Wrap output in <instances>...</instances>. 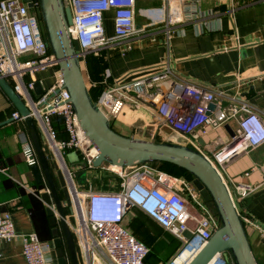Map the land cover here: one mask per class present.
Returning <instances> with one entry per match:
<instances>
[{
  "label": "built area",
  "instance_id": "obj_1",
  "mask_svg": "<svg viewBox=\"0 0 264 264\" xmlns=\"http://www.w3.org/2000/svg\"><path fill=\"white\" fill-rule=\"evenodd\" d=\"M64 1L71 7L73 23L70 31L79 41L80 55L84 60L89 54H102L114 44L129 38L136 30L137 0ZM108 11H113L112 37L106 26ZM233 12L234 8L231 7L229 14ZM208 15L202 9L201 0H161L160 6L149 10L153 22L163 23L167 30L174 23ZM202 30L203 27L198 28L199 32ZM23 56L28 58L21 60ZM49 67L57 68L59 76L45 93L37 95L34 92L37 81L35 72ZM0 72L29 108L51 151V162L57 164L65 178L72 202L67 219L81 264H146L149 247L125 225L131 209L143 212L171 232L183 244L179 255L189 251V260L221 226L214 207L203 199L188 179H179L156 170L150 163L120 167L119 171L109 163H103L99 168L93 166L98 149L78 121L55 55L42 37L39 18L25 0H0ZM105 76L107 78L103 83L106 87L96 104L110 119L121 114L127 102L139 104L147 101L158 126L170 128L174 134L186 138V144L199 150L201 148L190 138L192 132L206 134L209 129L220 128L229 119L236 118L238 126L235 137L217 150L213 158L204 152L225 180L234 199L231 186L224 177L225 164L242 152L264 143V118L256 110L237 96L230 98L227 107L215 104L211 110L209 105L216 103L217 88L181 77L166 61L147 76L126 75L112 81ZM88 86L90 88V82ZM12 117L21 126L19 138L25 163L29 167L38 165L39 158L25 117L18 110L12 113ZM54 117L61 118L66 138H58ZM169 140L177 142L173 136ZM70 151L78 153L88 172H115L118 179L111 180L105 189L95 188L89 176L87 183L79 184L76 173L83 166H68L64 155ZM234 188L239 196L245 197L256 187L234 183ZM43 191L38 194L40 198ZM64 204L68 208L66 200ZM241 217L247 232L251 229L264 240V224L250 215ZM186 231L191 232L190 238L185 236ZM18 236L12 211L0 205V246L2 242H10ZM20 236L27 264H48L47 253L54 247L53 240L44 241L37 232ZM210 264L234 263L224 253H218Z\"/></svg>",
  "mask_w": 264,
  "mask_h": 264
},
{
  "label": "crops",
  "instance_id": "obj_2",
  "mask_svg": "<svg viewBox=\"0 0 264 264\" xmlns=\"http://www.w3.org/2000/svg\"><path fill=\"white\" fill-rule=\"evenodd\" d=\"M160 5L161 0H137L136 30L129 38L102 52L105 62H94L93 54H89L83 62L86 79L90 82L92 76L98 82L106 80L105 75L110 81L126 75L147 76L166 61L181 77L215 86L218 90L215 104L227 107L230 98L237 96L264 118V0H201L202 9L210 15L174 23L170 30L163 23L155 24L149 17V10ZM231 7L233 14H229ZM145 8L149 9L145 12ZM112 16L113 11L106 13L107 32L111 37L114 34ZM201 27L203 30L199 32ZM58 76V69L54 67L35 72L36 80L45 90ZM148 106L147 101L127 102L123 117L120 118L121 113L111 119L114 129L127 136L154 141H170L171 136H178L170 128L158 126ZM15 110L0 87V205L11 209L19 234L10 242H2L0 264H27L20 235L37 232L31 195L45 204L47 212L46 203L35 192L40 193L42 189L46 192L48 186L46 183L38 185L31 167L23 159L19 138L21 126L15 120L10 121ZM237 126L236 118H231L220 128L209 129L206 134L197 131L195 134L199 137L190 138L213 158L214 153L231 139L229 130H236ZM224 170L240 214L250 215L264 224V143L227 162ZM95 171L89 172L91 181ZM234 183L256 188L241 197ZM248 236L256 257L264 264V240L251 229H248ZM42 240H53V236ZM78 256L81 264L79 252ZM47 261L59 264L55 247L47 253Z\"/></svg>",
  "mask_w": 264,
  "mask_h": 264
},
{
  "label": "water",
  "instance_id": "obj_3",
  "mask_svg": "<svg viewBox=\"0 0 264 264\" xmlns=\"http://www.w3.org/2000/svg\"><path fill=\"white\" fill-rule=\"evenodd\" d=\"M25 1L30 8L35 9L39 18L42 37L55 55L63 85L71 95L78 121L86 136L98 149L93 166L99 168L103 163H109L126 167L140 163L168 162L187 170L193 176L194 186L203 199L213 205L221 221V226L187 264H210L218 253H224L234 264H260L232 194L207 155L186 144V138L181 136L174 135L177 142H157L140 136H127L115 130L112 120L90 95L79 41L70 31L73 23L71 7L64 0ZM0 87L25 117V124L36 148L39 164L32 166L31 170L38 184L46 183L48 186V190L41 194V199L47 205L58 263L80 264L64 204L66 200L69 210H72L71 195L65 178L57 164L51 162V151L30 115L29 108L1 72ZM34 92L37 95L45 93L40 81H36ZM214 107L215 103L209 105L211 110ZM12 120L13 117L10 118ZM196 132H192L191 136L197 139L199 135ZM229 134L232 138L236 132L230 129ZM200 142L203 144L201 140ZM77 165L83 166V169L76 173V179L79 184H85L89 176L86 164ZM191 235L190 231L185 232L186 237L190 238Z\"/></svg>",
  "mask_w": 264,
  "mask_h": 264
},
{
  "label": "rangeland",
  "instance_id": "obj_4",
  "mask_svg": "<svg viewBox=\"0 0 264 264\" xmlns=\"http://www.w3.org/2000/svg\"><path fill=\"white\" fill-rule=\"evenodd\" d=\"M148 9L149 8H145V12ZM87 81L89 83L88 78H87ZM123 113L120 115V118L123 117ZM160 142H164V141L160 140ZM172 142H175V141H172ZM64 158L70 168L76 166L77 164L81 162V159L76 151H70L66 153L64 155ZM154 168H156V170L172 175L179 179L187 180L186 177L179 176L176 174H172L168 171L161 170L156 166H154ZM113 169L120 170V169H115L114 167ZM114 174L116 173L115 172L109 173L105 171L102 172L101 170H96L94 173L93 180H92L94 187L97 189H103L106 187L108 188V185H110V177L111 175H114ZM210 205L213 207L211 203ZM133 210L135 212L134 215H133ZM129 214H131L130 217H133L131 220L135 219L134 216H136V220H137L136 222L137 227H131L130 225L127 224L129 228L141 240H143L146 244H149L152 247V255H151V258L149 259V264H152L154 260L156 261L158 260L157 264H173L174 260L181 253V250L183 249L182 242L179 241L171 232L164 230L158 223H155L156 221L154 222L152 219L148 218L146 215H144L139 210L131 209Z\"/></svg>",
  "mask_w": 264,
  "mask_h": 264
},
{
  "label": "trees",
  "instance_id": "obj_5",
  "mask_svg": "<svg viewBox=\"0 0 264 264\" xmlns=\"http://www.w3.org/2000/svg\"><path fill=\"white\" fill-rule=\"evenodd\" d=\"M92 57L94 59V62H99V61L103 62L104 61V55L103 54H100V55L93 54ZM105 87H106V85L103 83V79L101 81L95 82L94 78L91 76L89 91H90V95H91V97H92V99H93V101L95 103L97 102L99 96L101 95V93L103 92ZM53 124L55 125V128L58 131V138L59 139L66 138L67 135H66V132H65V129H64V126H63L61 118L54 117L53 118ZM157 142H160V140H157ZM150 164L153 167L156 166L159 169L164 170V171H168V172H170L172 174H176V175H179V176L186 177L190 181L193 180L192 174H190L187 170H185V169H183V168H181V167H179L177 165H174V164H171V163H168V162H150ZM54 173H56L55 170H54ZM113 179L117 180L118 176L116 174L111 175L110 181L113 180ZM38 185L41 187L43 184H38ZM35 193L39 194V192H35ZM31 201H32V204H33L32 214H33V218H34V222H35L36 231L38 232L39 236L42 239H48V238L52 237L53 234H52V231H51L49 217H48L47 212H46L45 204L36 195H31ZM69 211H70L69 208H67V213ZM134 213L135 212L133 210V215H134ZM130 216H131V214H128V216H127V218L125 220L126 227L129 228L128 225H130L131 227H137L136 216H134L135 219H133V220H131L133 217H130ZM163 229L166 230L165 228H163ZM137 238L140 239L138 236H137ZM141 241H143V240H141ZM146 245L149 247V254L146 257L145 262H146V264H149V259L151 258V255H152V247L149 244H146ZM157 263H158V260L157 261L154 260L152 262V264H157Z\"/></svg>",
  "mask_w": 264,
  "mask_h": 264
},
{
  "label": "bare ground",
  "instance_id": "obj_6",
  "mask_svg": "<svg viewBox=\"0 0 264 264\" xmlns=\"http://www.w3.org/2000/svg\"><path fill=\"white\" fill-rule=\"evenodd\" d=\"M115 168V169H120V166H117V165H113L112 168ZM189 251H184L181 255H179L173 264H187V262H189ZM189 260V261H188Z\"/></svg>",
  "mask_w": 264,
  "mask_h": 264
},
{
  "label": "flooded vegetation",
  "instance_id": "obj_7",
  "mask_svg": "<svg viewBox=\"0 0 264 264\" xmlns=\"http://www.w3.org/2000/svg\"><path fill=\"white\" fill-rule=\"evenodd\" d=\"M80 163H83V161H81Z\"/></svg>",
  "mask_w": 264,
  "mask_h": 264
}]
</instances>
